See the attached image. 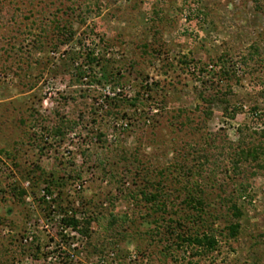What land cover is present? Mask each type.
Segmentation results:
<instances>
[{"label":"rangeland","instance_id":"1","mask_svg":"<svg viewBox=\"0 0 264 264\" xmlns=\"http://www.w3.org/2000/svg\"><path fill=\"white\" fill-rule=\"evenodd\" d=\"M87 2L91 8L84 12ZM56 22L73 30L69 41L57 35ZM252 43L259 45L260 60L251 61L259 68L251 75L241 57ZM88 48L109 59L119 78L114 91L95 64L101 83L74 81L69 53L84 55ZM183 55L194 62L181 63ZM221 55L238 76L228 81L230 106L240 104L243 111L230 117L215 101L196 134L185 127L176 131L168 124L175 111H197L198 104L203 110L199 94H211L220 81L212 74L220 63L209 73L198 68H210ZM220 82L224 90L227 81ZM119 90L125 99L116 101L119 107L104 104L100 94ZM263 90L264 0H0V264H173L183 254L198 264H264V168L237 175L223 155L239 140L242 123L249 131L264 129V121L252 124L248 113L254 104L264 113ZM134 97L142 102L130 105ZM60 123L64 134L58 137L50 129ZM189 141L207 146L209 161L195 177L206 186L210 214L217 215L209 221L220 242L215 250L190 245L165 256V230L157 233L156 215L149 216L139 191L153 190L147 180L180 186L176 163L197 168ZM35 166L62 178L64 203L71 201L78 216L113 212L126 220L113 226L92 221L87 238L63 229L58 216L46 217L30 195L19 203L9 185L15 180L29 186L23 172ZM237 182L247 183L249 195L239 199L245 209L240 231L228 238L216 194L218 184H227L229 193ZM68 244L71 256L65 258ZM197 248L200 253L192 255Z\"/></svg>","mask_w":264,"mask_h":264},{"label":"trees","instance_id":"2","mask_svg":"<svg viewBox=\"0 0 264 264\" xmlns=\"http://www.w3.org/2000/svg\"><path fill=\"white\" fill-rule=\"evenodd\" d=\"M90 3H85L84 12L90 10ZM189 10V17L192 15V11ZM201 11L196 10V14ZM198 18V16H197ZM69 25L62 24L61 26L58 22L55 23L54 28H56L57 35H62L64 40L69 41L71 39V34L73 33L72 29H69ZM79 42H81L79 40ZM43 42L38 43L36 45L38 48H42L41 45ZM61 43L58 41L54 44V48ZM256 57V58H255ZM193 58H188V56L183 55L181 57L180 62L185 65H190L194 61ZM260 60V52L259 45L257 43H252L248 46L245 56L241 57V60L246 64V72L251 74L254 70L257 69V66L251 61ZM68 63L73 66V75L75 82H82V79L88 78L87 82H100V80H96V75L93 70V65L95 64L99 67V70H102L105 73L106 80L111 84V91L115 90L116 83L118 85L119 78L115 76L116 72L111 69V64L109 63V59L105 58V56H98L92 48H88L83 55V52L73 51L69 53ZM214 65H211L210 70L207 69V65L201 66L198 68L202 73L207 71L211 72L214 66H218L219 63V71H214L212 74L218 75L222 78H218V80L227 81L226 88L223 90L219 84L220 81L213 82L211 89H214L211 94L204 95L199 94L202 102L205 104L203 110H199V104L196 106L197 111H189L186 108H178L168 120V124L175 127L176 131H181L183 127L188 128L192 133H195L199 130L201 126H205L206 122L211 117L213 111L212 106L215 101H219L224 104V111L230 115V117H234L238 112L243 111V106L240 104H234L230 106V102L228 100V96L233 94L232 86L230 84V80H237L238 76L236 74V70L230 67L225 66V56L221 55L217 58L216 62L212 61ZM196 66V63L194 64ZM115 72V73H114ZM252 75V74H251ZM199 76V75H198ZM123 77V76H122ZM237 77V78H236ZM253 80H255L253 78ZM214 81V80H213ZM202 85H205V81H201ZM205 87V86H204ZM264 94L263 92H261ZM123 92L118 91L115 92L113 96H109L107 94H100L103 97V102L106 105H111L112 103L117 104L116 101H124L125 99L122 97ZM123 98V99H122ZM121 99V100H120ZM130 105H135L136 101L142 102L137 97L131 99ZM115 107H119L117 104ZM257 105L254 104L248 109V113L251 115V123H258V121H264V113L258 112ZM250 130V125L242 123L238 126L239 132V140L236 144H230L228 146V152L226 154L228 156L232 170L235 172L234 174L239 175L241 172L247 170L248 167L253 169H263L264 168V129L261 130ZM50 132L54 133V135L61 137L64 134L62 130V124H56L50 129ZM257 134L258 138H255ZM101 132L97 133L98 139L101 138ZM186 145L191 148L188 155L192 154V161L197 167L193 170L192 165L176 163L178 172L175 174V182L179 183L180 186L175 185L171 188V185L167 183L162 184L160 180H156V182H151L147 180L149 186H153V190L147 187L145 189H140L139 193L145 201V205L147 208V212L149 216L150 213L156 215L154 216L153 221H155V229L157 233H160L161 230H165V249L166 253L164 255L172 254L173 250H187L190 248V245L205 248L208 251L215 250L219 246V239L216 236L215 230L213 228V221H209V219H216L217 215L214 217L213 214H210L209 206L211 205V201L207 197L206 186L201 181L198 180L195 176H199L202 174V167L205 162H208V154H207V146H202L200 143L189 141ZM182 147V146H181ZM185 148V147H183ZM181 149H177V152L180 154ZM246 164V167L242 168L243 165ZM37 167V166H35ZM38 170L37 174L36 171ZM30 173L32 175H30ZM160 173L162 171L160 170ZM255 171H251V174H254ZM24 181L29 182V186L26 188L23 187L19 181H13L12 184L9 185L8 192L11 197L16 198L19 203L24 202L25 196L30 195L31 198L35 202L38 203L39 209L45 210L46 217L51 219V217H59V225L65 229L70 227L77 233H79L83 237L90 236V224L92 221H97L99 223L103 222V219L107 222L108 226H113L116 222L121 221L124 222L126 220V215H116L113 212H110L107 218L103 217H91L86 216L83 213V216L80 217L77 215L76 210L73 206H71V201L67 200L66 204L64 203V199L62 197L63 194V186L64 182L62 178L53 177L52 175L47 176L43 170L37 169H25L24 172ZM79 174H75L73 178H78ZM169 175L165 172V181L168 179ZM233 179V177H231ZM170 185V186H169ZM237 186L232 187L231 192H226L227 184L220 183L218 184L220 193L216 194L218 199V203L220 207L224 209V214H220L224 216L227 220H225V224L222 229L226 230V237L234 238L238 235L239 229L241 227V220L244 216V206L239 203L240 197L246 198L247 194V183L237 182ZM166 190L164 191V189ZM42 191V194H41ZM172 193L173 194L172 196ZM225 194V195H224ZM133 197H136L138 194L134 192L130 194ZM129 195V196H130ZM175 195V196H174ZM178 200L176 201L174 200ZM44 206V207H42ZM151 211V212H150ZM176 214L178 218H174L171 214ZM159 214V216H157ZM167 214V216H166ZM159 230V232H158ZM65 236L64 234L62 235ZM34 240V239H33ZM33 240L30 242L31 247H34ZM70 244H68V249L64 250L65 258H69L71 256L70 252ZM200 248L196 249L192 255L199 254ZM34 250L36 252L35 256H38L39 246H35ZM193 257V256H192ZM184 257V254L179 258H173L175 262L173 264H198V261H194L193 259ZM75 264H83L82 260H76ZM121 264V263H120Z\"/></svg>","mask_w":264,"mask_h":264}]
</instances>
